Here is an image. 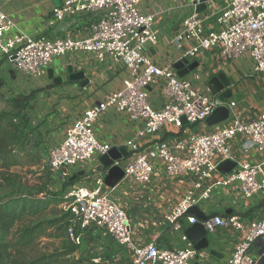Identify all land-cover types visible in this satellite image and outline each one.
<instances>
[{
	"label": "built area",
	"instance_id": "2783aa9c",
	"mask_svg": "<svg viewBox=\"0 0 264 264\" xmlns=\"http://www.w3.org/2000/svg\"><path fill=\"white\" fill-rule=\"evenodd\" d=\"M190 1L198 4L203 0ZM140 2L65 0L53 10L58 19L74 13L96 14L89 23L87 36L79 38L29 35L22 32L0 7V53L27 78L39 80L47 74L55 57L79 51L94 53L100 62L109 58L124 64L129 70L122 88L88 108L67 128L63 140L49 148L52 172L88 161L96 154L103 156L109 153L111 146L99 141L94 130L98 116L108 109L143 121L136 136L128 142L132 145L135 140L147 138L167 125L183 127L185 122L205 123L217 108L231 109L236 106L235 101L197 91L191 80L179 78L171 67H161L144 54L143 44L156 40V16L143 13ZM217 23L219 29L206 30L196 13L185 20L184 33L177 38L178 46L185 48V56L196 59L203 51L219 47L228 58L249 56L253 72L263 73L264 0H229V7L217 18ZM158 79L163 80L164 92L169 99L160 109L154 108L148 100V87ZM228 120L229 124L215 132L193 133L179 142L176 146L188 151L186 157H178L168 144L160 142L124 167L125 175L139 182L151 179L154 169L152 160L156 158L165 162L166 171L171 176L183 173L195 175L193 187L166 216L175 230L182 229V218L185 216L188 224L199 223L197 217L188 215L189 210L208 199L212 190L221 185L237 184L243 196L251 198L260 195L264 202V158L255 164L237 161L234 169L215 179L217 162L231 158L230 142L237 135L248 137L264 156V114L248 120L230 117ZM208 181L212 183L206 184ZM103 185L104 178L100 177L93 189L79 186L63 192L67 210L73 216L69 233L75 244L82 242L86 231L99 229L129 254V264H194L191 260L197 255V250L191 242L178 249H162L155 240L136 247L127 213L102 192ZM201 222L209 233L219 227L232 226L242 234L228 264H258V258L249 253V248L258 239L264 238V219L245 223L238 215L225 217L214 214ZM183 239L188 241L186 234Z\"/></svg>",
	"mask_w": 264,
	"mask_h": 264
},
{
	"label": "crops",
	"instance_id": "0c3cea01",
	"mask_svg": "<svg viewBox=\"0 0 264 264\" xmlns=\"http://www.w3.org/2000/svg\"><path fill=\"white\" fill-rule=\"evenodd\" d=\"M64 1L0 0V7L22 32L29 35H45L51 38L87 36L89 23L96 14L74 13L58 19L54 16L53 10ZM228 7L229 0H203L198 4L190 0H141V11L156 16L154 25L156 40L143 44L142 51L157 65L171 67L179 78L191 80L197 91L219 97L226 93L225 100L237 103L230 109V118L248 120L264 114V72L259 74L253 72L250 57L241 55L228 58L218 47L203 51L198 58L192 59L186 57L185 48L177 44L178 36L184 33L185 20L190 15L196 13L206 30L219 29L217 18ZM183 59H188L189 63L197 62V66L190 69L189 64H184L181 69L176 68V64ZM1 64L2 61L0 66ZM4 66H7L10 72L14 69L8 61ZM49 70H52L53 78L49 77ZM80 72H83V77H73ZM219 74L226 77L228 85L217 77ZM128 76L129 70L122 63H116L109 58L100 62L91 52H70L55 57L47 74L39 80L26 76L17 79L13 74L15 81L9 92L16 96L24 92L33 95L29 100L32 126L43 132L50 148L63 140L67 128L88 108L122 88ZM216 77L214 90L218 92L214 94L209 82ZM164 86L163 80L158 79L155 84L148 87V100L156 109L162 108L169 100L164 92ZM229 121L212 127L206 122L200 124L185 122L183 127L167 125L153 135L135 140L129 145L128 142L143 126V121L133 120L124 112L108 109L98 116L94 130L97 139L109 144L111 149H125L126 153H120L121 157L113 164L121 166L124 170L126 165L160 142L168 144L178 157H186L188 151L178 149L176 146L179 142H183L193 133L215 132L223 125L229 124ZM230 147L231 158L228 160L234 162L245 160L255 164L264 158L251 144L249 138L243 135H237L230 142ZM101 158V155L96 154L88 161L64 167L59 172H52L51 189L62 192L79 186L93 189L97 186V180L103 177L102 192L127 213L132 240L136 247L155 240L162 249H178L191 242L188 236V241L183 239V235L193 226L188 224L187 217L182 218V229L175 230L167 222L166 216L193 187L196 180L194 174L171 176L166 171L165 162L156 158L152 160L154 169L148 182H139L124 175L114 187H109L105 183V176L110 167H105ZM223 162H217L216 180L226 174L218 169ZM211 183L212 181H208L206 184ZM197 207L200 214L207 218L214 214L225 217L238 215L245 223L264 219V202L261 196L246 198L239 191L237 184L215 187L210 197ZM188 215H194L199 219L197 213L188 212ZM199 220L202 224L203 220ZM84 237L89 245L113 253L112 258L116 261L129 263V254L119 248L103 231L90 229L85 232ZM206 237L208 246L197 250V255L191 260L194 264H228L235 244L242 238V234L234 227L228 226L219 227L213 233L206 231ZM191 243L195 249V243ZM249 253L258 258V264H264V238L254 242L249 248Z\"/></svg>",
	"mask_w": 264,
	"mask_h": 264
},
{
	"label": "trees",
	"instance_id": "16d2710c",
	"mask_svg": "<svg viewBox=\"0 0 264 264\" xmlns=\"http://www.w3.org/2000/svg\"><path fill=\"white\" fill-rule=\"evenodd\" d=\"M30 98V95H17L12 101L16 107L15 112L0 113V161L5 168L21 165V153L26 150L24 141L32 126L29 113ZM61 195L62 192L50 191L43 197L20 195L0 201V264H46L54 261V258L68 256L76 250L77 244L72 241L69 233V227L73 223L70 212V218L65 213L53 220L23 223L27 217L38 219L50 211L58 213L60 209L55 208L58 207V202L60 200L67 202L64 197L61 199ZM42 236L61 239L65 250H57L51 255L29 260L20 259L21 253ZM103 255L100 253L99 256Z\"/></svg>",
	"mask_w": 264,
	"mask_h": 264
},
{
	"label": "rangeland",
	"instance_id": "374dc122",
	"mask_svg": "<svg viewBox=\"0 0 264 264\" xmlns=\"http://www.w3.org/2000/svg\"><path fill=\"white\" fill-rule=\"evenodd\" d=\"M1 61L0 113H14L16 107L12 101L16 95L10 94L9 90L12 88L15 78L13 77V74H11L10 70H8L7 66H4V63L10 61L2 53H0V62ZM3 70L5 71L2 72ZM13 70L14 74L17 76V79L20 78V76H24L15 69ZM20 94L27 95L25 92ZM30 96L32 98L33 95ZM33 128L34 127L30 126V130L26 135V140L24 141L26 143V150L21 153V165L5 168L2 166L0 161V201L20 195L23 197L30 195L43 197L50 191L56 192L50 187V178L53 175L49 167L48 143L45 140L43 132ZM49 173L51 174L49 175ZM61 196V199H64L63 192ZM66 204V201L61 202L60 200L58 202V207H55L60 209L58 213L50 211L38 219L27 217L24 219L23 223L27 224L31 222L53 220L65 213H67L69 216V211L67 210ZM96 247L97 246L89 245L86 238L83 236L82 242L77 244V248L72 254L68 256L62 255L59 258L53 257L54 261L48 262L46 264H88L89 262L94 264H129L127 262L116 261L114 258H112L113 253L105 252L103 249ZM63 249L65 250V246L62 245L61 239L42 236L36 241V243L26 248L24 253H21L19 258L23 260H29L41 257L42 255H51L57 250L62 251ZM100 253L104 254L103 257L99 256Z\"/></svg>",
	"mask_w": 264,
	"mask_h": 264
},
{
	"label": "water",
	"instance_id": "95a60500",
	"mask_svg": "<svg viewBox=\"0 0 264 264\" xmlns=\"http://www.w3.org/2000/svg\"><path fill=\"white\" fill-rule=\"evenodd\" d=\"M184 64H189L190 69H193L197 66V62L189 63L188 59H183L178 64H176V68L181 69ZM11 74H14L13 70L11 71ZM83 76H84L83 72H80V73L75 74V76H73V77L78 78V77H83ZM49 77L53 78L52 70H49ZM217 77L219 79H221L224 82V84H227V85L229 84V81L226 80V77L223 74H219ZM217 77L213 78L209 82V86L212 89V92L214 94H216L218 92L217 90H214V83L217 81ZM54 80L57 81V79H54ZM225 94L226 93L221 94L220 98L224 99ZM229 117H230V109L227 107H219L206 119L205 122L209 127H212V126H215L217 124L223 123L224 121L228 120ZM120 153L121 154L126 153L125 149H121V150L111 149L108 154L103 155L101 158L103 165L105 167H110L106 176H105V183L109 187H114L118 183V181H120L125 175V172L121 166L113 165L114 161L117 158L121 157ZM235 167H236V162H234L232 160H226L218 167V169L223 171L224 173H228L232 169H234ZM190 212L191 213H197L199 219H201V220L207 219L206 216L200 214L199 208L197 206L192 207L189 210V213ZM186 235L189 237L191 242L195 243L194 247L196 250H200V249L206 248L208 246V239L206 237V229L204 228V226L201 223H197V224L193 225L186 232ZM196 242H197V244H196Z\"/></svg>",
	"mask_w": 264,
	"mask_h": 264
},
{
	"label": "flooded vegetation",
	"instance_id": "af4514ba",
	"mask_svg": "<svg viewBox=\"0 0 264 264\" xmlns=\"http://www.w3.org/2000/svg\"><path fill=\"white\" fill-rule=\"evenodd\" d=\"M20 95V94H19Z\"/></svg>",
	"mask_w": 264,
	"mask_h": 264
}]
</instances>
